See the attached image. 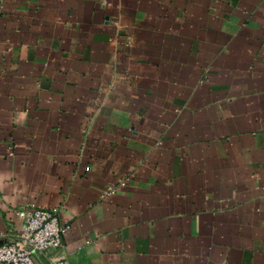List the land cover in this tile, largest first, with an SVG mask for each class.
Returning a JSON list of instances; mask_svg holds the SVG:
<instances>
[{
	"label": "crops",
	"instance_id": "crops-1",
	"mask_svg": "<svg viewBox=\"0 0 264 264\" xmlns=\"http://www.w3.org/2000/svg\"><path fill=\"white\" fill-rule=\"evenodd\" d=\"M38 209V264H264V0H0V244Z\"/></svg>",
	"mask_w": 264,
	"mask_h": 264
},
{
	"label": "built area",
	"instance_id": "built-area-1",
	"mask_svg": "<svg viewBox=\"0 0 264 264\" xmlns=\"http://www.w3.org/2000/svg\"><path fill=\"white\" fill-rule=\"evenodd\" d=\"M129 178L118 181L107 192L115 193L128 185ZM17 221L15 237L10 242L0 244V264H38L35 256L47 250H57L70 226L62 225L57 211L19 210L14 215ZM57 264H68L60 259Z\"/></svg>",
	"mask_w": 264,
	"mask_h": 264
}]
</instances>
